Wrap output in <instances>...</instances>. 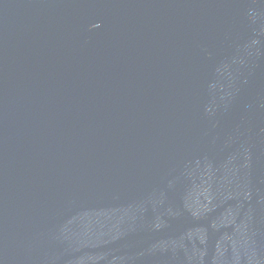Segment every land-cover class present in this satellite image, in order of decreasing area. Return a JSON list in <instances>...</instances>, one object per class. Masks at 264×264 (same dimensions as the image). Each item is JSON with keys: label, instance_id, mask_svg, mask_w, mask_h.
<instances>
[{"label": "water", "instance_id": "obj_1", "mask_svg": "<svg viewBox=\"0 0 264 264\" xmlns=\"http://www.w3.org/2000/svg\"><path fill=\"white\" fill-rule=\"evenodd\" d=\"M0 264H264V0H0Z\"/></svg>", "mask_w": 264, "mask_h": 264}]
</instances>
